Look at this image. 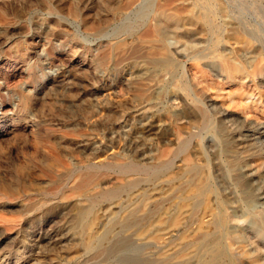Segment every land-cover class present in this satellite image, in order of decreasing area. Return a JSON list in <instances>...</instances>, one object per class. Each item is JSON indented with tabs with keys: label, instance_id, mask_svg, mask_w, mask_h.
I'll use <instances>...</instances> for the list:
<instances>
[{
	"label": "rangeland",
	"instance_id": "rangeland-1",
	"mask_svg": "<svg viewBox=\"0 0 264 264\" xmlns=\"http://www.w3.org/2000/svg\"><path fill=\"white\" fill-rule=\"evenodd\" d=\"M122 1L0 0V264H197L201 246L217 242L223 264H264V205L242 201L247 195L238 185L264 194V152L229 141L225 149L239 147L233 159L207 150L216 145L208 140L227 136L230 125L239 129L247 113L257 116L249 124H264V86L259 79L256 88L251 79L227 80L209 59L196 63L224 91L197 96L186 70L195 63L189 56L196 38L160 40L152 15L137 14L144 0L117 18L111 6ZM222 2L233 19L219 50L236 49L241 58L246 45H264V0ZM152 4L156 9L158 0ZM170 9L191 18L212 46L195 15L176 2ZM126 25L132 28L122 31ZM167 56L175 63L170 70L150 64ZM135 62L150 69L145 80L135 78ZM175 93L186 106L173 102ZM151 120L160 135L138 139ZM180 127L187 132L182 139ZM207 184L235 203H208ZM90 221L98 224L94 236ZM157 235L168 256H152ZM47 238L52 245L42 247Z\"/></svg>",
	"mask_w": 264,
	"mask_h": 264
},
{
	"label": "bare ground",
	"instance_id": "bare-ground-1",
	"mask_svg": "<svg viewBox=\"0 0 264 264\" xmlns=\"http://www.w3.org/2000/svg\"><path fill=\"white\" fill-rule=\"evenodd\" d=\"M138 1L143 0H123L121 3L117 4V6L112 7L113 12L118 17H122L125 11L131 7ZM224 0H158V7L156 9L153 8V0H144V4L137 10V14L139 17H143L144 15L151 14V29H154L158 38L160 40H165L169 37H175L180 38L183 35H189L196 38L198 41L196 44L192 46L193 51L190 53L189 60L194 61L195 63L190 64V66L187 67V73H189L190 77V84L191 87L195 90V94L197 96H201L204 94V91H212L215 90L217 92H223L224 89L220 87L217 80L209 79L207 78V74L202 72V69L200 68L199 64L196 62H200L203 60H209V59H215L216 62L210 63V67L214 68L216 72L222 77H226L227 80H236L235 77H238L241 79L240 81L243 82L244 79H251L254 88L257 87L255 84V80L259 79V83L262 84L260 86H264V62L263 59H261V48L264 47L263 42L260 41L259 44H251L246 45L245 49L241 51L242 56L241 58L238 56L237 52L234 49L231 50H223L220 51L219 47L224 42L223 33L226 32V24H232V17L233 15L224 7L223 2ZM118 2V1H117ZM171 2L178 3L179 6H182V12L185 10L187 14L189 15H195L196 19L198 21H201L203 25L205 26V29L207 30V33H210L211 39H212V46L206 47L202 42V37L197 31L196 26L192 24L191 18H182L178 16H172L169 12L170 4ZM109 6V5H108ZM179 10V9H178ZM178 10H175V12L180 13ZM174 11V10H173ZM109 13V12H108ZM112 13V12H111ZM185 13V12H183ZM110 14V13H109ZM222 20V25H217V21ZM219 24V23H218ZM228 24V25H229ZM231 26V25H230ZM131 26L126 25L123 27L122 31L128 30ZM202 27V26H201ZM132 28V27H131ZM236 28V27H235ZM201 29V28H200ZM205 29L203 28L202 32H205ZM248 34L250 37L255 38V34L252 31H248ZM150 36L152 34H149ZM141 36V35H140ZM153 36V35H152ZM144 37V36H143ZM192 37V38H193ZM146 38V37H145ZM184 38V37H182ZM226 40V39H225ZM128 42V41H127ZM193 42V41H192ZM126 43V41H125ZM127 45V44H126ZM160 45V44H159ZM137 48V47H136ZM135 49V48H133ZM134 52V51H133ZM117 54V53H116ZM134 54V53H133ZM152 54V53H151ZM176 54H180L179 51L176 52ZM138 55V54H137ZM142 56V55H141ZM144 56V55H143ZM156 56V55H155ZM180 56V55H179ZM131 57V56H130ZM138 57V56H137ZM183 57V56H182ZM185 58V57H184ZM187 58V57H186ZM144 59V57H143ZM149 59V58H148ZM126 60V59H125ZM149 62V61H148ZM144 62H135L131 66V70H133V74H135V78L138 80L144 79L145 76H147V71L150 69H147ZM150 64L153 65L154 68L160 69V70H170L173 66H175L174 60L167 56L161 60H151ZM214 70V71H215ZM129 71V70H128ZM155 77V76H154ZM216 77V76H215ZM220 78V77H219ZM145 80V79H144ZM181 81V80H180ZM238 82V81H237ZM189 83V82H188ZM251 83V82H250ZM241 84V83H240ZM233 85V84H232ZM238 86V85H237ZM259 86V85H258ZM240 88V87H239ZM242 88V86H241ZM246 88V87H245ZM236 89V88H235ZM252 89V87H251ZM193 92V91H192ZM235 92V91H234ZM255 92V91H254ZM192 94V93H191ZM253 94V93H252ZM234 95V94H233ZM194 96V95H193ZM156 97V96H155ZM157 98V97H156ZM200 98V97H198ZM254 103L259 104L262 102V97L253 95ZM176 101H179L180 107L186 106L185 99L183 96H181L178 93L173 94V102L176 103ZM238 101V100H237ZM146 102V101H145ZM197 102V101H196ZM199 102V101H198ZM203 102H205V105H207L208 108H211L212 105H208V102H206V99L203 98ZM253 103V102H252ZM251 103V104H252ZM154 104V103H153ZM199 104V103H198ZM204 104V103H203ZM201 105V104H200ZM239 105H241V102H239ZM202 106V105H201ZM199 106V108L201 107ZM242 106V105H241ZM254 106V105H253ZM153 107V106H151ZM223 107V106H222ZM256 107V106H255ZM154 108V107H153ZM184 108V107H183ZM189 108V107H188ZM198 108V109H199ZM152 109V108H151ZM202 109V108H201ZM217 110V107H212V110ZM185 110V109H184ZM189 110V109H186ZM21 111V110H19ZM193 113V112H192ZM219 116L223 118H230L232 115L225 113L224 111L217 110L216 112ZM155 116V114H154ZM153 117V116H152ZM151 117V118H152ZM254 117L257 120L256 115H252L247 113L246 116L241 118L242 126L237 129L233 125H230V132L227 136L221 138L220 136L216 135L215 137H212L208 142L214 143L215 148H211V146L207 147L208 155L217 158L228 155L229 158H234L235 154L237 153L236 150L238 146L243 148L249 147V146H257L259 150L264 152V124H252L248 122L250 118ZM186 118V117H185ZM184 118V119H185ZM239 118V117H238ZM16 120V119H15ZM156 120V119H155ZM182 120V119H181ZM187 120V119H186ZM160 122V121H159ZM179 121H177L178 123ZM228 122V121H227ZM188 124V123H187ZM186 124V125H187ZM139 125V124H138ZM181 125V124H180ZM160 125H158L156 122L152 121L150 123H145L140 128L142 129L141 135H139L140 138L144 136H159L160 135ZM189 126V125H187ZM233 126V127H232ZM139 128V127H138ZM212 128L215 132V127L210 124L207 129ZM243 128V129H241ZM241 129V130H240ZM134 130V129H133ZM164 130V128H163ZM177 135L179 139H182L187 132L184 130V128H179L177 130ZM131 132V131H130ZM139 132V131H138ZM162 132V131H161ZM133 134H135L133 132ZM129 135V134H128ZM137 135V134H136ZM132 137V136H131ZM135 138V137H134ZM137 138V137H136ZM162 138V137H161ZM129 139V138H128ZM157 140V139H156ZM132 141V140H131ZM142 141V140H141ZM140 141V142H141ZM158 141V140H157ZM176 141V139H175ZM235 142L239 143L238 146L234 145L228 149H225L223 146L224 142ZM130 142V141H129ZM132 143V142H131ZM135 143V142H134ZM170 143V142H169ZM204 143V142H203ZM209 143V144H210ZM141 144V143H140ZM143 144V143H142ZM116 145V144H115ZM211 145V144H210ZM242 145V146H241ZM141 146V145H140ZM170 147V146H169ZM136 148V147H135ZM210 148V149H209ZM239 148V147H238ZM150 149V148H148ZM241 149V148H240ZM113 150V149H112ZM161 150V149H160ZM164 150V149H163ZM243 150V149H242ZM117 151V150H115ZM141 151V150H140ZM139 149H134V153H139ZM147 151V150H145ZM151 151V150H150ZM162 151V150H161ZM153 152V151H152ZM164 152L158 153L159 155H162L161 158L164 156ZM128 153V152H127ZM147 153V152H146ZM195 153V151H194ZM193 155V154H192ZM196 155V154H194ZM127 156V155H126ZM141 156V155H140ZM146 156V155H145ZM153 156V155H152ZM166 156V154H165ZM206 156V155H205ZM191 156H188V160L191 159ZM197 157V156H196ZM132 159V158H131ZM160 159V158H159ZM187 159V158H186ZM184 158V160L186 161ZM211 159V158H210ZM140 160V159H139ZM196 160V159H195ZM64 161V160H63ZM116 161V160H115ZM127 161V160H126ZM200 161V160H199ZM118 163L124 164L125 158H119L117 159ZM190 163V162H189ZM101 164V163H100ZM132 164V163H131ZM130 164V165H131ZM139 164V163H138ZM143 164V163H142ZM135 165L136 167H142L144 165ZM194 164V163H193ZM247 166V165H246ZM251 166V165H250ZM183 167V166H181ZM217 167V166H216ZM229 167V166H228ZM252 168V167H251ZM245 169V167H244ZM243 169V170H244ZM258 169V168H257ZM141 170V169H140ZM167 170V169H166ZM179 170V169H178ZM259 170V169H258ZM143 171V170H142ZM141 173V172H140ZM251 173V172H250ZM247 174V173H246ZM216 175V174H215ZM221 175V174H220ZM252 175H245L242 174V178L250 177ZM214 177V176H213ZM256 177V176H255ZM87 178V177H86ZM211 178V177H210ZM223 179V178H222ZM258 180V179H257ZM260 180V179H259ZM88 181V180H86ZM247 181V180H246ZM199 182V181H198ZM233 182V181H232ZM197 183V182H196ZM201 184V183H200ZM214 184V183H213ZM249 184V183H248ZM248 184L245 182H240L238 185H242L244 187V193L247 195L245 198L246 203L249 204H260L264 205V194L259 195H253L252 192L248 189ZM260 184V183H259ZM80 185V184H79ZM227 187V186H226ZM260 188V187H259ZM89 189V188H88ZM217 189V190H216ZM222 190V189H221ZM261 190V188L259 189ZM217 191V192H216ZM258 191V190H256ZM206 192L209 194L207 197V202L210 203L212 200L220 204L221 206L228 205L229 203H232L235 199L229 194L220 192V190L210 184L206 185ZM227 192V191H226ZM91 193V192H90ZM213 195V198H212ZM242 199V198H241ZM236 205V204H235ZM206 206V205H205ZM207 207V206H206ZM214 212V211H213ZM241 217V216H240ZM96 219V218H95ZM221 219V218H220ZM203 221V220H202ZM201 221V222H202ZM173 223V222H172ZM98 225L95 221H90L87 223V230L89 236H94L96 234V226ZM175 225V222H174ZM172 225V226H174ZM104 226V225H103ZM151 228V227H150ZM103 229V228H102ZM158 229V228H157ZM147 233V232H146ZM34 235V234H33ZM81 235V234H80ZM79 235V236H80ZM86 235V234H85ZM87 235V236H88ZM99 237V236H98ZM142 237V235H141ZM154 237V236H153ZM30 238V237H29ZM184 238V236H183ZM52 239V238H51ZM55 239V238H54ZM94 239V238H93ZM173 239V238H172ZM39 242H42V239L38 237L37 239ZM156 240L159 241L157 244H159L160 247H157L158 251L153 252L154 249H152V256L156 255L159 257L168 256L166 255L168 253V250H166L167 246L163 245L164 243H160V241L163 240L162 236L157 235ZM185 240V239H183ZM45 241V242H44ZM42 243V247L49 245L50 240L47 238ZM168 241V240H167ZM55 242V241H54ZM182 242V241H181ZM45 243V244H44ZM209 244V243H208ZM211 244V243H210ZM40 245V244H39ZM52 245V244H50ZM202 245V244H201ZM35 247V246H34ZM33 247V248H34ZM170 248V247H169ZM168 248V249H169ZM179 248V247H178ZM47 249V248H46ZM156 249V250H157ZM155 250V251H156ZM165 250V251H164ZM184 250V249H183ZM174 251V250H173ZM187 251V250H186ZM198 251V250H197ZM186 253V252H185ZM189 253V252H188ZM192 253V252H191ZM89 254V253H88ZM184 254V253H183ZM43 256V255H42ZM179 256V255H178ZM188 256V254H187ZM185 256V257H187ZM197 256V255H195ZM227 256L226 253L221 249V243L217 242L214 245H207L204 244L201 246L200 251L198 253L197 257V264H223L225 262ZM42 259V258H41ZM44 259V258H43ZM156 259V258H155ZM160 259V258H159ZM168 260V257L166 259ZM185 260V259H184ZM196 260V259H195ZM153 262V260H151ZM158 260H155V262ZM163 261V262H164ZM37 262V261H36ZM41 262V261H40ZM174 262V261H173ZM185 262V261H184ZM195 262V261H194ZM38 263V262H37ZM133 263H136L133 261ZM149 263V262H148ZM186 264H190V259L186 260ZM261 263V262H260ZM233 264V263H231Z\"/></svg>",
	"mask_w": 264,
	"mask_h": 264
}]
</instances>
